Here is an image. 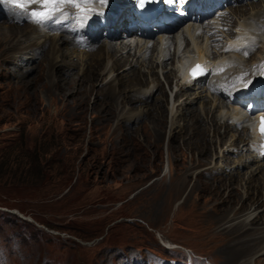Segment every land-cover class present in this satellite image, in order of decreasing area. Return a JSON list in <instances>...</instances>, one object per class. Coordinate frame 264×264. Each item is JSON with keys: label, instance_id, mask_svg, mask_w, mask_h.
Returning a JSON list of instances; mask_svg holds the SVG:
<instances>
[{"label": "rangeland", "instance_id": "1", "mask_svg": "<svg viewBox=\"0 0 264 264\" xmlns=\"http://www.w3.org/2000/svg\"><path fill=\"white\" fill-rule=\"evenodd\" d=\"M250 1L231 7L247 9L237 17L231 15L233 24L226 32L239 31L245 19L264 22V0ZM252 3L258 4L251 7ZM29 24L0 16V264H259L264 260L261 175L246 187L248 168L235 169L240 156L233 155L232 160L230 146L222 143L230 137L219 141L208 123L212 97L190 91L196 96L187 106L188 119H181L180 111L176 114L180 124L173 125V105L177 100L178 109L187 97L177 95L175 78L161 74V66L156 65L152 76L136 56V48L129 62L116 69L113 82L108 74H93L92 68L81 71L83 54L89 56V63L101 57L108 61V45L103 46L106 56L105 51H100L102 55L73 52L57 35L45 36ZM37 33L42 39L37 40ZM55 36L59 43L52 41ZM122 36L117 45H128L130 38ZM261 36L248 59L240 52L242 59L233 51L228 54L231 71L234 62L253 69L247 60L255 65L262 62L256 60H264V29ZM221 49L219 43L213 46L210 63L219 58ZM175 66L170 61L164 67L170 72ZM93 68L99 72L95 64ZM257 68L264 71V65ZM141 74L149 78V95H139L133 84ZM156 79L155 86L151 82ZM210 79L213 76L199 85ZM137 97L145 103L137 102ZM217 98L233 114L239 110ZM214 112L218 115V110ZM218 127L222 137L225 128ZM238 143L237 148H242ZM201 146L211 148L202 152ZM206 155L208 162L201 159ZM170 200L173 203L168 205ZM249 211L262 217L251 226L258 228L257 233L241 223Z\"/></svg>", "mask_w": 264, "mask_h": 264}, {"label": "bare ground", "instance_id": "2", "mask_svg": "<svg viewBox=\"0 0 264 264\" xmlns=\"http://www.w3.org/2000/svg\"><path fill=\"white\" fill-rule=\"evenodd\" d=\"M258 3H262V2L259 1ZM258 3H252L251 7L253 4L255 5ZM4 4H6V3H4ZM1 5H2V3H0V16L3 15L9 22H13V23H16L19 25H21V23H29V20L26 21V19H27L26 16L20 14L21 12L16 11L14 13L11 10L12 8H14L12 5L6 4L5 6H2V7H1ZM235 6H239V5H232L231 7H235ZM35 7H36L35 5L30 6L28 9H24V11H31ZM231 7H226V9H225V11L230 12L228 14L229 16L225 15L219 19H209L206 24H203V23L197 24L196 21L190 20L183 27L178 29L175 33L163 32V33L158 34V39H154L155 36H148L146 38L138 37L137 33H135L134 35L130 36L131 42L128 45L124 44V45H120V46L117 45L118 42L116 40L119 38V36L120 37L122 36L121 35L122 33L118 34L117 31H114L112 34V37L110 39H105V41L102 44H100L101 43L100 38H97V39L89 38V42L87 43V45L83 46L81 41H78L75 38L77 36L76 34H67L65 32L66 31L65 26H64L65 24L69 23L71 26H75V21L73 19H71L70 17L62 20L60 23H53L51 25L48 23L43 27L38 26L37 24H29V25L37 26V28H39L41 31H43L45 36L48 33H50V35L51 34L57 35L62 40V42H64L66 44L67 48H69L73 52H81L82 51V52H88L90 54L92 53V55L93 54L96 55V53L102 55V52H100V51H105V48L103 46L108 45V47L106 46L107 47L106 48L107 55L108 54L110 55V58L108 61L102 60V57H101L99 60H97V63H92V62L89 63L87 61V59H89V56L83 54L82 64L81 63L80 64H81V71H86L88 68H92L93 74H95V75H105V74L107 75L108 74L107 79H110L113 82L117 80V79H115L116 77L114 78V75L116 73V69L118 67H121L123 65V63L129 62V58H131L130 56L132 54V50L134 48H136V56L138 57V59H141L144 67H148L149 73L151 72L152 76H155V71L157 69L156 65L159 67L161 66L160 71H159L161 74L163 72V75H166L168 72V75H167L168 79L169 78H175V82H176L175 89L177 90V95H183V96L187 97L185 101H183L180 104L178 103V105L181 106L178 109H177L178 106L175 107L177 104V100H176V103H174L173 108H172V114L174 113L173 125L180 124L179 123L180 122L179 116H176V114L179 113L180 111L182 112V114L180 116L181 119H183V120L188 119L186 116V113H189V108L187 106L194 102L193 98L196 96V95L190 94L191 93L190 91H192L193 93H195V91L199 92V93H207L209 95V96L208 95L207 96L210 99L212 97L211 100L214 104L213 110H211V108H210L206 111V115H208L207 117H211L208 120V123L210 124L211 128L214 129L215 134H217L219 136V138H218L219 141L221 139H224L225 137H230L228 139H224V141L222 143L226 142V146H228V147L230 146L229 151H231V154H232L231 159L232 160H233V158H235V157H233V155H237L238 157L240 156V158H238V160L234 164L235 169H238V167L248 168V171L246 173V175L248 176V178L246 180V187H248V188L252 186V184L249 182H252L253 177L260 174L261 176L259 179H260V182L262 183L261 185H263V190H264V160L262 157H260L258 155L257 149H256V147H254L255 138H254V134H252V129L249 125L250 119H246L244 116H242L240 113V111H241L240 109L238 111H236V113L233 114L232 111H230L229 108L225 107L221 101L218 102L220 98H217L218 97L217 95L221 94L225 97L226 100H228L227 96L222 93V88L227 87V88H229V90H232V88H234V87L237 88L240 83H244L248 79H249L248 81H250L252 79L255 80L257 77L262 76L261 78L263 80L261 81V85L264 84V78H263L264 77V71L262 72L259 68H257V66L264 65V60H256V61H262L256 65H255V63H256L255 61L247 60L248 62H250L252 64L253 69L244 68V67L236 64L238 62H234V61L233 62L235 63L236 67L233 68V71H231V68L229 67L232 65V58H231L232 55L229 58L228 54L233 51V54H235L238 59H242L241 54L245 50H247L249 54L246 56V59H248V57L251 56L250 53H253L254 47H256V45H258L259 42H261L263 40V38L261 36V32L264 29V24H263L264 22L263 23L258 22V24H257L254 22L255 18L253 17L254 20L252 22H250V21L246 22V21L250 20V18L248 20L247 19L243 20L244 26H242L240 24L243 28H240L239 31L234 32L233 28H232L233 33L230 30H228L226 32V29H229L226 27L233 24L231 22V18H232L231 15L233 14V16L237 17L238 15H241V13H238L240 10L246 11V9H247L246 6L242 7V9H240L239 7L236 9L234 8V10H233L235 12L234 13L232 11L233 8H231ZM65 9H66V11H71V6H66ZM263 10H262V12H263ZM258 13H257V16H255V17H257L259 19L261 17H260V13L259 14ZM263 14H264V12H263ZM258 19H257V21H258ZM260 21H262V20H260ZM119 22H120V19L117 21V23H119ZM18 28H16V29H18ZM77 29L79 32H83V31L88 32L90 29H92L91 18L89 17L87 22L85 24L79 26ZM22 32H23V30H22ZM79 32H77V33H79ZM222 35H224L223 38L227 39V42H224L223 38L219 37ZM26 36H30L31 38H33V35H26ZM51 37H52V35H51ZM36 38H37V40L41 38L40 36H38V33L36 35ZM122 38H124V37L122 36ZM50 39H52V38L49 37V40ZM60 39H58L55 36V38L53 37L52 41L59 43ZM214 39H215V41H214ZM132 41H134V43H133L134 46L132 44ZM218 43L221 47H223L224 50L223 49L218 50L219 58H214L213 62L210 63V61H209L210 57L208 55L212 54L213 46L218 44ZM222 43H223V45H221ZM9 44H10V42H9ZM122 44H123V42H122ZM229 46H231L232 50L231 51H225V49L229 48ZM57 47H60V46H57ZM237 49H239L240 51H237ZM106 51H105V56H106ZM124 51H126V53H127L126 56L123 54ZM94 52H96V53H94ZM119 52H121L120 56H119ZM71 55H72V53H71ZM223 55H224V57H223ZM65 58H66V55H65ZM78 61H79V59H78ZM170 61H172L173 64L177 63V66H175V70L169 72V70L165 69L164 66L166 65V68H167V65H169ZM196 62H203L208 67L209 66H217V68L215 69V72H216V70L224 68V66H228L229 68H227L225 71H222V72L220 71L221 73L218 72L216 74H213V76H214L213 80H209L204 85H199L200 84L199 82L198 83H192L191 80L189 79L188 75L184 74L185 69L187 67H189L190 65H192L193 63H196ZM74 64H75V62H74ZM94 64H95V66L98 67L99 72L96 71L95 68H93ZM257 70H260V71L257 72ZM262 70H264V69H262ZM175 71H176V74H175ZM234 73H236V77L232 76V74H234ZM112 81H110L111 84H112ZM156 82H157V79L152 81L151 83L155 84V86H156ZM133 84L135 85V87L138 88L139 95L151 94V90L148 87V86H150L149 85L150 81H149V78L147 77V74H145L144 76H142V74H141V76L137 77L136 80H134ZM157 84L159 85V82ZM140 89H141V91L139 92ZM137 102L145 103V99L137 97ZM225 108L227 111H225ZM214 110H218V115L215 116L216 113L214 112ZM138 115H139V113H138ZM219 119H220V121L222 120L221 121V122H223L222 124L219 123L220 122ZM230 119H231V121L228 122ZM192 120L193 119H189L188 122L189 121L192 122ZM243 122L246 124L241 125V123H243ZM188 126H190V125H188ZM192 126H194V123ZM218 126L225 128V132L222 134V137H220V134L222 132L221 133L219 132L221 129ZM193 129H195V126L193 127ZM212 129L206 127V130L213 131ZM238 142L242 143V145H243L242 148H237V145L240 144ZM233 146L234 147L236 146V148H233ZM201 148H202L201 149L202 152H206L211 147L208 148L207 146H204V147L201 146ZM205 149H206V151H205ZM227 157L228 156L223 155L224 159L226 158V160H229ZM201 159H202V161L208 162V161H210V155H206L205 157H203ZM200 173L202 174L203 172H200ZM233 181H236V180L233 179ZM233 189H234V186H233ZM203 191H205V189ZM239 194H240V192H239ZM260 197L262 198V196H260ZM172 203H173V200H170L168 205H171ZM259 206H261V204ZM241 207H245V205L242 204ZM243 217H244V219L242 221H245V222H241V223H242V225H244V227H251L253 225H258L260 223V220H262L261 216H258L257 213H253L252 211H249ZM238 218H240V217L238 216L234 220H237ZM251 228L254 230V232L257 233V230H258L257 227L256 228L251 227ZM256 238H257V236H256ZM258 240H260V239H258ZM263 243H264V239H263ZM263 254H264V252H263ZM259 264H264V260L259 261Z\"/></svg>", "mask_w": 264, "mask_h": 264}, {"label": "snow or ice", "instance_id": "3", "mask_svg": "<svg viewBox=\"0 0 264 264\" xmlns=\"http://www.w3.org/2000/svg\"><path fill=\"white\" fill-rule=\"evenodd\" d=\"M137 6L141 9L145 7L146 2L151 0H136ZM172 3L173 0H168ZM0 3H6L14 5L15 7L11 10L15 13L16 9H28L30 6L35 5L36 7L31 11H23L20 14L26 16V18L38 26H45L47 23H60L66 18H71L75 21L73 30L75 31L79 26L85 24L92 14L93 5H104L106 0H0ZM71 6V11H66L65 7ZM232 48L225 49V51H231ZM237 51H240L237 49ZM245 56L249 53L247 50L243 52ZM218 71H225L224 68ZM208 74V70L197 64L190 72V76L195 79L197 77L205 76ZM212 74H216L213 71ZM259 132L261 143L254 145L257 148L259 154L264 155V116L260 117V125L257 130L255 127L252 129V134Z\"/></svg>", "mask_w": 264, "mask_h": 264}, {"label": "trees", "instance_id": "4", "mask_svg": "<svg viewBox=\"0 0 264 264\" xmlns=\"http://www.w3.org/2000/svg\"><path fill=\"white\" fill-rule=\"evenodd\" d=\"M31 162V161H30Z\"/></svg>", "mask_w": 264, "mask_h": 264}]
</instances>
